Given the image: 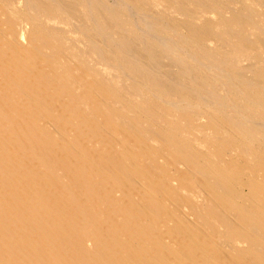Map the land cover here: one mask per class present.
<instances>
[{
	"label": "bare ground",
	"instance_id": "obj_1",
	"mask_svg": "<svg viewBox=\"0 0 264 264\" xmlns=\"http://www.w3.org/2000/svg\"><path fill=\"white\" fill-rule=\"evenodd\" d=\"M0 264H264V0H0Z\"/></svg>",
	"mask_w": 264,
	"mask_h": 264
}]
</instances>
